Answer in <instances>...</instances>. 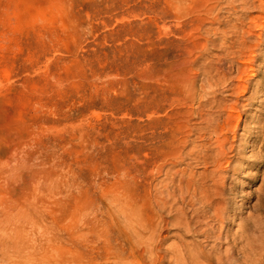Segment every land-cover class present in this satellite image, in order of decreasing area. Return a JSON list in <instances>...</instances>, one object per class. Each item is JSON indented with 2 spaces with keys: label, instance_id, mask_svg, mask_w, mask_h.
I'll list each match as a JSON object with an SVG mask.
<instances>
[{
  "label": "bare ground",
  "instance_id": "bare-ground-1",
  "mask_svg": "<svg viewBox=\"0 0 264 264\" xmlns=\"http://www.w3.org/2000/svg\"><path fill=\"white\" fill-rule=\"evenodd\" d=\"M169 17L168 52L143 64L137 174L80 194L74 264H264V0H170ZM253 169L248 193L234 177Z\"/></svg>",
  "mask_w": 264,
  "mask_h": 264
},
{
  "label": "rangeland",
  "instance_id": "rangeland-1",
  "mask_svg": "<svg viewBox=\"0 0 264 264\" xmlns=\"http://www.w3.org/2000/svg\"><path fill=\"white\" fill-rule=\"evenodd\" d=\"M169 13L170 0H0V264L9 248L74 264L80 194L137 174L141 74L168 52ZM258 130L243 124L236 145ZM252 174L234 184L254 192Z\"/></svg>",
  "mask_w": 264,
  "mask_h": 264
}]
</instances>
